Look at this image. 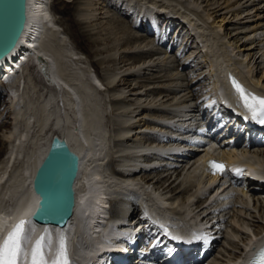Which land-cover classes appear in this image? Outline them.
Listing matches in <instances>:
<instances>
[{
  "label": "bare ground",
  "instance_id": "6f19581e",
  "mask_svg": "<svg viewBox=\"0 0 264 264\" xmlns=\"http://www.w3.org/2000/svg\"><path fill=\"white\" fill-rule=\"evenodd\" d=\"M76 1L77 0H73V3ZM106 1L109 3H115V8L117 7L116 9H118V12L123 16L124 12H121L120 10L124 9L125 6L121 7L120 2L124 3V0H103L102 2ZM129 1L136 3L135 0ZM238 1L240 2V5L244 2V6H247L242 12L246 10L249 12L251 7L258 8L256 12H259V15L262 16V18L258 21V25L255 26L256 28H259L254 31L257 32L262 30V33H264V2H255V0ZM148 3L154 5L152 0H149ZM28 7L29 23L22 39L23 43H21L5 61L0 62V85L3 84L8 86L9 90H11L8 92V96L11 95L12 108L14 109L13 126L9 133L6 132L5 143L4 140H0V146L2 143L4 146V149L0 152V236L5 235V232L11 228L19 218L30 216V212H33L30 211L28 206L30 198L34 195V176L39 165L46 156L55 136L65 138L70 144L71 149L79 155H83V158H86L87 160V163H84L85 160L82 161V164H84V171L81 173V176L76 183L77 207L69 229L72 235L75 234L73 236L75 239H72V242L74 243V241H76V236H79L78 240H80L76 245L77 251L75 252L77 255L74 252V254L79 257L76 259L74 255L76 260L75 264H83L80 259L85 261V264L93 263V261L96 263L98 259L90 256L94 254L96 248L100 247L106 249V254L97 264H106L105 261L107 255H109V251L111 252V256L118 257V259H126V257L131 254V252L124 249L121 243L117 240L121 237V230H113L100 224L101 232L98 231V234L100 233L101 235L97 236V233L95 232L96 228L99 227V224L96 225V223L101 219V215L108 211V203L111 200H113L110 202L111 205H114V202L116 204L113 206L114 212L137 211L143 212V214L147 213L150 219L155 220L159 224L162 223L163 226L167 227L160 229V227L155 225L150 228V231H152L151 234H153L154 231L159 232L160 230L159 235H154V237L161 238V241L168 238L167 236L164 238L162 237L163 233H165V229L171 232H177L175 229L168 228L171 224L170 221L183 223L184 226L192 225L195 229L200 227L205 228L210 225L209 233L216 228L215 226H219L222 228L217 233H223V228H226L230 216V213L227 214V212L231 210L233 206H235L234 208L238 207V204L235 203L238 196L243 197L242 202L246 206H251V204L254 203L253 208H255V210L258 209V214L260 213V216L263 218V188L260 189L259 192H252L247 186L249 185L248 181H246L245 183L242 182L243 186L231 187L229 189L226 188L227 190L224 189L222 192H220L222 189L220 188L221 186H219L218 191L216 192V188H212V186L219 179V176H212L210 171L206 168V162L211 158L217 157L226 160L229 167L247 166L249 167L250 173L257 171L258 175H260L257 179L264 181L262 178L264 174L261 175V173L264 172V162L260 159V157L264 158V144L257 147L255 146L254 148L256 152L253 155L250 153L251 151L247 150L245 147L239 149L232 148L229 151L225 150L224 152H221L220 150L215 149L214 145H211L208 149L196 154L194 158H192L194 164L191 165L187 162L186 164L181 165L182 170H180V167L176 166L174 161L169 162V160L160 157L155 159L158 162H155L154 160H143L145 153H149L152 150L160 151V149H163V153L170 150V148H167V145L156 144L157 141H154L153 143L146 141V144L145 139L152 138L151 136H148L149 134H147V131L160 130L164 134L171 133L172 136H177L179 132L176 129L179 125L181 127L189 125V121L187 120L192 114L182 113L183 119L178 121L175 120L178 116L174 115V113H178L182 109L195 105V95L198 92L196 91L195 93L193 87L199 86L201 81L197 79L196 75L190 80L188 78L190 71L196 72L204 67L203 65H200L203 63V60L200 58L198 59V57L194 58L202 62L198 64L199 69L193 65L196 61L194 59L189 61L185 60L183 57V63H180L179 60H176V62L174 61V64L172 61L168 62L171 64L167 69L174 67L177 69L176 71L183 72H176L177 75L180 74V78H176L177 75H175L176 73L173 71L171 74L172 80L169 82L170 84L167 82L169 85H161L166 88L164 87L165 89L163 88V91L160 90L159 96L157 95L154 99L162 98L161 95L165 94L164 97H167L165 103H169L171 100L174 101L179 97L181 98L182 96L180 95L183 93L184 96L179 99V104H177L178 109L168 108L165 103L160 106L154 105L145 107L143 97H146L149 92H146V94L143 95V89L151 87L152 84H159V79L163 77H161L162 75L160 76V74V77L156 75L154 77V74H152V77L148 76L149 73H147V71L149 69L141 71V68L156 61V59H162L163 57L160 56L161 54H164L165 56H163L165 58L170 55V53L159 52V48H156L158 49L156 50L153 46L150 50H144V52H140V54L137 52L136 55L129 57V55H131L129 52H132L135 47L141 48L143 45H146L147 47L153 45V40H149L145 35H140L137 33L138 31L133 34L127 33V37H123L124 40L118 42L119 44L117 43L118 45L116 44V47L113 46V48H109L105 46V48H103V46L101 48H94L98 43V37L95 39L94 34L91 32L96 29L91 32H88V30L85 31V29L83 30L82 22L80 23V20L76 17L78 16L82 18L85 16L84 20L80 19L84 22L85 19L86 21L91 22L97 18V14L86 13L88 10H83L81 13L78 8H69L67 5L59 8V11L68 10V12H71V15L67 18L70 19V24L67 25V30H69L72 36H75L74 39L78 43H85V45L79 49L80 51L86 52L89 55V58L95 55L99 58V55L101 57V55L114 50L117 53H122L118 58L119 66L116 65V69H104V58H102L103 61L92 60V62L95 63V67H93V65L91 66L87 64V61L85 62V60L89 58H84L81 52L72 48L70 41L67 38L68 36H65V30H62L60 26L57 25V21L52 17V10L49 9V0H29ZM133 8L135 9L134 12L132 11ZM133 8H131V6L125 7V9L129 10V13L124 15H129L131 17L130 19L129 16L123 17L125 19L122 21L120 19L121 17H119V19L115 17L112 19L113 23L111 22L110 26L113 25L114 27V25L118 24L117 26L121 27L119 29H123V31L126 28L130 31L131 28L134 29V31L137 30L133 24L134 19L136 17H141L140 14L145 12L144 9L146 6L142 7V5L137 2ZM261 8L263 11H260ZM131 11L133 13H131ZM147 12L151 14L149 10H147ZM160 13L167 15V13H163L161 9ZM238 13L240 12H237L236 17L238 16ZM156 16L157 15L155 14L154 17ZM97 24L96 26H98ZM113 30L114 29H112V31ZM112 31L109 32L112 33ZM124 32L127 31L125 30ZM176 38H180V34ZM98 39H100V37ZM189 40L186 42V46L191 48L193 43L190 44ZM199 44L198 47L202 46V44H200V46ZM248 49L249 48H245L244 50ZM199 50L202 52L203 48L200 47ZM116 52L114 55H116ZM132 54H134V51ZM39 55H42L43 57H40ZM255 55L256 56L251 57L253 62L250 61L254 63L256 69H258L262 61L258 63L257 54ZM170 56L172 57L173 55ZM246 56L248 57L250 54H247ZM16 57L17 59H15ZM113 57L114 58L109 59L108 62H117L115 56ZM18 58L20 59L19 61ZM231 63L232 64L228 65L230 68H226L227 65L224 66L223 64L220 65L221 67L218 66L219 69L223 70L222 74H224V79L223 81L221 80V83L223 85L222 87L226 89L227 92H229L230 87L228 76L231 73L237 75L239 78L241 77L247 85L252 86L253 88H260V91L264 92V84L262 85V82H264V71H252L250 76H247L248 78H246L241 69L238 68L239 65L243 66V64L240 62L235 64L233 61H231ZM84 65H89V68L83 70L85 67ZM29 66H31V68ZM101 67L103 68L102 71ZM149 67L152 68L150 69L151 71L158 67H161V69L165 68V66L162 68L159 64ZM95 69L100 71L97 72ZM105 73L108 75H105ZM119 76L123 77L118 80ZM105 81H107L106 84ZM196 81L197 83L193 86L192 83ZM219 83L220 82H218V84L216 83L215 89L219 90L221 88H218L221 84ZM96 84L98 86H96ZM161 84H163V82ZM132 86L133 88L131 91H133V93L130 92V95H135L137 102L135 101L133 104H128V101L126 102V98H128L126 97L128 92L127 89H130ZM118 87H122V90L116 89ZM87 90L91 92L89 95H87ZM152 93L154 94V92ZM171 95L174 96L170 97ZM218 98V100H220L219 102H222L223 98L219 96ZM113 99L115 102L111 101ZM111 103L114 104V106H118L117 108L120 109L119 111L114 110V112L116 111V114H118H115L118 118L112 114V111L109 115L107 113L108 108L111 110L113 109V106H110ZM105 106L106 108H104ZM163 118L171 119L173 121L174 124L170 126L171 131L167 132L164 130L167 127L163 126L162 122H169ZM112 119L114 124L116 122L120 125L117 137L120 142L126 143V145L117 151H114V148L112 147L113 133L111 134L110 132L113 131L108 128V124ZM244 120L248 122L247 119ZM160 121L161 124H158ZM171 123L172 122L169 124ZM1 127L2 126L0 125V132L2 131ZM132 138H136V141L133 140V142L128 145ZM198 138L200 137H195V139ZM141 141H144L145 144L138 143ZM115 156L120 157L123 160L121 163H116L112 168L111 162ZM157 164L164 166L159 170L155 168L152 169V166ZM171 165H173V168H171ZM116 168H119L121 172H116ZM236 169H238V167ZM197 173L201 176H197ZM226 181L225 178V182ZM256 186L257 184L253 182L250 187L252 189ZM237 189H241L242 193L238 192ZM248 193H251L250 201L248 200L249 197H247ZM221 195L224 196V199L227 198L229 202L224 204V199L221 200L218 198ZM244 195L248 199H246ZM244 208L246 207L241 208L239 212H244ZM249 209H245V212L248 213ZM196 211H198V213H196ZM202 211L203 213L207 212V214L200 217L199 213ZM174 212H178L176 215H179L180 218H173V215L171 214ZM195 213L197 216L194 215ZM247 213L246 215H249ZM192 215H194L195 220L190 217ZM168 217H172V219L169 218V220H167ZM189 217L191 219H188ZM220 218H222L221 221H219ZM187 220H189V222ZM198 221L199 223H197ZM235 223L238 222L235 221ZM243 223L242 224L245 225V227L248 225V227H250L249 229H251V224L247 222ZM152 224L153 222L151 225ZM35 225L36 233L40 234L44 226H39L38 224ZM241 225L238 224V226ZM257 227L259 230H255V234L252 235L254 236V239L252 240V237L250 238V241L252 242L250 244L245 243L246 246H244V249L245 247L247 249L244 250L240 248L241 252L239 254H234L231 259L228 258L230 259V262L228 261L229 264H245L249 259V255L253 254L254 247L259 246L264 242V227ZM50 229L52 230V236L55 238L52 237L53 247L55 248L54 245L57 243L56 232L62 229L55 226ZM125 232L124 235H129L128 237L131 240H135V233H130L131 231ZM201 233L205 232L202 231ZM236 233L238 236V233L241 232L240 230H237ZM111 235H113V239L104 240L106 236L109 237ZM217 242L218 240H216L214 244ZM85 243L90 244V248H85ZM53 247L48 252L49 259H53L55 256V251L53 255H51L54 249ZM230 256L232 255L230 254ZM87 257H90V259ZM197 257L198 255L191 260L194 261Z\"/></svg>",
  "mask_w": 264,
  "mask_h": 264
},
{
  "label": "rangeland",
  "instance_id": "374dc122",
  "mask_svg": "<svg viewBox=\"0 0 264 264\" xmlns=\"http://www.w3.org/2000/svg\"><path fill=\"white\" fill-rule=\"evenodd\" d=\"M51 1H53V2L51 3ZM102 1L103 0H92V1L91 0H77L76 2L73 3V0H49V5L51 4V8L49 7V9L52 10V17L55 20H57V22H56L57 25L60 26V28L62 30H65L64 31L65 36H68L67 38L69 39L72 48H75L76 51L81 52L82 56L86 59L89 58V55L86 52L80 51L81 47L84 46L85 43L84 42L78 43L74 39L75 36H72L70 34L69 30H67L68 29L67 25L70 24V19H67V18L71 15V12H68V10L59 11V8H62V7L67 5L69 8H73V7H76V9L78 8V10H80L81 13L83 12V10L84 11L88 10V12L86 11V13H91V14L96 13L97 14V18L91 22L86 21V19L84 22L83 20H84L85 16H83L82 18L78 17V16L76 17L78 20H80V23L82 22L83 30L85 29V31L88 30V32L89 31L91 32V31L96 29L95 31H93L91 33L94 34L95 39L97 37L98 38L100 37L101 40L97 38L98 43L94 46V48H101L103 46H104L103 48H105V46H107L109 48H113V46L116 47V44L118 42H121L122 40H124L125 36L127 37V35H128L127 33L133 34V33H136L138 31L137 33H139L140 35H144L141 31H139V30L134 31V29H132V28H131L132 32L130 30H128V28L124 29V31L125 30L127 31V32H124L123 29H121V30L119 29L121 27L117 26L118 24L114 25V27H113V25L110 26V23L111 22L113 23V20H112L113 18L116 17L117 19H119V17H121L120 19L123 21V19H125L123 17H128L125 15L129 13L128 12L129 10L125 9V8L120 10L121 12H124V14H125V15L123 14V16H122L118 12V10L115 8V5H116L115 3H109L108 1L102 2ZM121 1H123V0H121ZM135 1H136V3L138 2L139 4H141L142 7L143 6L152 7L153 10H155L156 12L160 13V9H161L163 11V13H167V15L173 14V16H175V17H182L183 19H185L188 22V26H190L193 30L196 31V33L199 36V39L201 41L200 44H202V46H200V44L195 41L196 43L194 42L193 46L191 47L192 50L188 53V55H185L184 58H185V60L190 61L191 58H195V57L197 58L198 57V59H199V57H200V59L203 60V63L206 65L203 64L204 67L201 68L202 71L197 70L198 72L196 71L197 73H195V75L197 76V79L199 81H201L200 85L202 84V87H204L203 83H205V81H207L206 83L209 85L208 87L210 89V92L213 93V95L215 93L219 94V90L215 89V87H216L215 85H216V83L218 84V82L221 83V80L223 81V79H224V74H222L223 70L218 68V66H220L222 64L224 66L227 65L226 68H230L228 65L232 64L231 61H233V63H235V64L239 63V62L242 63L243 66L239 65L238 68L241 69V71L243 72V74L246 78H248L250 76L252 71H254V72H256V71H258V72L262 71L263 72L264 71V40H263L264 39V33H262V30L261 31L259 30L257 32L254 31L255 29L259 28V27L256 28L255 26L258 25L257 24L258 21L262 18V16L259 15V12H256L258 9L257 7L256 8L251 7L249 9V12H248V10L242 12L243 10H245L247 8V6H244V4H243L244 2H242V4L240 5V2L238 0H152L154 2L153 3L154 5H151L150 3H148L149 0H147V1L146 0H135ZM123 2H124L123 4H125V3H128L129 0H124ZM86 5H87V7H86ZM251 9H252V11H251ZM110 10L111 11L113 10V11L111 12ZM237 12H240V13H238V16L236 17ZM114 13H116V14H114ZM106 14H107V16H106ZM112 15H115V16H112ZM80 18L83 20H81ZM87 23H90V24H87ZM96 24L98 26H96ZM101 24H103V25H101ZM86 26H87V28H86ZM104 27L105 28L109 27V28L105 29ZM244 27H246V28H244ZM90 29H92V30H90ZM112 29H114V30L112 31ZM109 31H112V33ZM128 31H130V32H128ZM119 33H121V34H119ZM186 37L187 38L189 37L188 40L191 38L190 36H186ZM237 37H238V39H237ZM148 38H149V40H152L150 37H148ZM192 38H194V35H192ZM116 40H118V41H116ZM262 40H263V43H262ZM107 44H109V45H107ZM198 44L200 47L203 48L202 52L199 50L200 47H198ZM111 45H112V47H111ZM153 46L154 45L147 47L146 45H143L141 48L135 47L132 50V52L128 51L129 54H131V55H129V57L132 55H136L137 52H139L138 54H140V52L142 53V52H144V50H146V51L150 50V48ZM92 47H93V45H92ZM156 48H158V47H155V49ZM245 48L246 49L249 48V49L244 50ZM156 50H158V49H156ZM133 51H134V54H132ZM115 52H116L115 50L111 51L107 54L101 55V57L99 55V58L97 57V55H95V56L85 60V62L87 61L86 62L87 64H89L91 66L93 65V67H95V63L92 62V60L103 61L102 58H104L105 59V63H104L105 65L103 64L104 69H110V68L116 69L117 66H119V59L118 58L120 57V55L122 53L116 52V55H114ZM247 54H250V56L247 57L246 56ZM255 54H257L258 63L260 61H262L259 65L258 69H256V65H254V63H252L253 59L251 57L256 56ZM163 55L164 54L160 55L163 57L162 59L161 58L156 59V61H153L152 63H149V64H147L141 68V71H145V69H149L147 71V73H149L148 76L152 77V74H154L153 75L154 77H155V75L158 77H160L162 75L161 77L164 78V79L163 78L159 79L160 80L159 84L158 83L152 84L151 87H149L147 89H143L144 90L143 95H145L146 92H149V94H150V96H149V94H147L146 97H143L144 98L143 103H145L144 104L145 107L146 106H154V105L160 106V105L164 104L167 101V99H166L167 97H164L165 94L161 95L162 98L164 97L163 100H162V98L154 99V97L156 98L157 95L159 96L160 90L163 91V88L165 86L163 87L161 85H164V84L169 85L170 84L169 82H170V80H172L171 74L173 71L175 73L176 72H179V73L183 72V71L182 72L176 71L177 69H175L174 67H170V69H167L168 66H170V64H171L168 62H170L171 59L174 58V56L171 57L170 55H168L167 57L164 58L165 55L164 56ZM113 56H115V58L117 59V62H114V61L108 62L109 59L114 58ZM156 57H159V56H156ZM86 63H84V64L87 65ZM166 63H168V64H166ZM258 63H257V65H258ZM157 64H159V66H162V68L165 66V68L161 69V67H158V68H154V70L151 71L150 69H152V68L149 66H155ZM89 65L85 66L83 68V70L88 69ZM171 66H173V65H171ZM29 67L31 68V66H29ZM171 68H172V70H171ZM102 69L103 68L101 67V71H102ZM96 71L99 72L100 70L99 71L96 70ZM187 73H188V71H187ZM159 74H160V76H159ZM163 74H164V76H163ZM203 74L208 75V78H207V76L201 78L200 76ZM105 75H108V74L105 73ZM175 75H177V73ZM195 75L193 74L192 71H190L189 76H191V78L189 77L188 79L189 80L192 79ZM121 77H123V76H119L118 80H120ZM176 78H180V74H178L176 76ZM162 82H163V84H161ZM106 83H107V81H105V84ZM263 84H264V82H262V85ZM0 86H2V85H0ZM4 86L1 87V91H0V125L2 126L1 127L2 131L0 132V140H4V143H5V140H6L5 136L7 135L6 132L9 133V131H10V129L14 123V115H13L14 109L12 108L11 95L8 96V92L11 90H9L8 86H5V87ZM221 86H223L222 83L218 86V88H220ZM136 87H138V86H136ZM121 88L122 87H118L116 89L122 90ZM132 88H133V86L130 89H127L128 92H127L126 97H128V98H126V102L128 101L127 102L128 104H133L136 101V99H135L136 96L130 95L131 93H133V91H131ZM7 89H8V92H7ZM118 90H117V92H118ZM216 90H217V92H216ZM155 91L158 93H156ZM152 92H154V94ZM113 95H114V93H113ZM227 95H228V93H227ZM172 96H174V95H171L170 97H172ZM180 96L183 97L184 94L181 93ZM217 96H219V95H217ZM111 98H112V96H111ZM181 98L179 97L178 99H176L174 101L171 100L172 102L170 101L169 103H165L166 107L172 108V109H175V108L178 109L177 104H179V99H181ZM114 99L111 101L115 102ZM110 106L111 107L113 106L112 107L113 109L111 110L110 108H108V110H107L108 115L110 114L111 111L113 112L112 114L115 115L116 111L120 110L119 108H117L118 106H114V104H112V103L110 104ZM104 108H106V106ZM114 110H116V111L114 112ZM117 113H119V112H117ZM136 114H138V113H136ZM116 115H118V114H116ZM116 115H115V117L118 118V116H116ZM163 119L167 120L169 123L172 122L171 124H173V121L171 119H167V118H163ZM113 122L114 121L112 119L110 122L111 125H110V123L108 124V126H109L108 128L111 131H113V132H110L111 134L113 133L112 147L114 148V151H117L118 149H121L124 145H126V143L120 142L119 138L117 137L120 125H118L116 122H115V124H116L115 125ZM133 140L136 141V138H132V140L128 143V145H130L133 142ZM146 141H147V139H145V142ZM145 142L141 141L138 143L145 144ZM3 149H4V146L2 143V145L0 146V152ZM160 151H164V150L160 149ZM250 151H251L250 153L252 155L256 152L255 149H252ZM0 157H1V155H0ZM252 158H254V157H252ZM255 159L258 160L257 158H255ZM260 159L264 162V158L260 157ZM118 160H120V161H118ZM122 160H123L122 158L115 156L113 161L111 162L112 168L116 163L117 164L121 163ZM180 170H182V167H180ZM197 176L200 177L201 175L197 173ZM217 191H218V189L216 190V192ZM237 191L242 193L241 189H237ZM248 195H250V196H248ZM248 195H247V197H249V199L247 197H245V195H244V197L250 201L251 193H248ZM218 198L223 200L224 196L221 195ZM242 198L243 197L238 196L237 201H235V203L238 204V207L234 208L235 206H233V208H231V210H229L227 212V214L230 213L229 214L230 216L228 218V223H227L226 228H223L222 238H220L218 244L215 247H213L210 257L206 261H204V264H221V263L222 264H229L231 257H233L234 254H239L241 252L240 248L244 249V246H246L245 243L250 244L252 242V241H250V238L252 237L251 239L252 240L254 239V236H252V235L255 234V230H257V231L259 230L257 226L264 227V216L262 218L260 216V213L258 214V209L255 210V208H253L254 203H252L251 206L244 205L242 202L243 201ZM262 199H264V197ZM227 202H229V200L227 198L224 199V204ZM263 204H264V202H263ZM243 207H246V208H244V212H239V210H241V208H243ZM247 207H249L250 209ZM245 209L246 210L249 209L248 213L245 212ZM205 210H207V209H205ZM208 210H211V209H208ZM135 212H137V211H135ZM177 213L178 212H174L173 214H171V215H173L172 217H177V219L180 218L179 215H176ZM196 213H198V211H196ZM196 213L194 214L195 216H197ZM246 213L249 215H246ZM199 214H200V217H202L204 214H207V212L203 213V211H202ZM194 215H192L190 217L194 219ZM251 215H252V217H251ZM190 217L188 219H191ZM254 217H257V218H254ZM169 218L172 219L171 217H168L167 220H169ZM234 220L238 223H235ZM187 221L189 222V220H187ZM194 222H193V225H194ZM243 222H247V223L251 224L252 225L251 229H249L250 227H248V225L245 227V225H243L244 224ZM197 223H199V221ZM238 224H240V225L242 224V225L238 226ZM235 228H236V230H235ZM237 230H240V232H241V233H238V236L236 235ZM247 241H249V242H247ZM245 249H247V248L245 247ZM230 254L232 256H230ZM228 258H230V259H228Z\"/></svg>",
  "mask_w": 264,
  "mask_h": 264
},
{
  "label": "water",
  "instance_id": "95a60500",
  "mask_svg": "<svg viewBox=\"0 0 264 264\" xmlns=\"http://www.w3.org/2000/svg\"><path fill=\"white\" fill-rule=\"evenodd\" d=\"M29 0H0V62L5 61L22 43L29 23ZM84 171L80 155L65 138L54 137L33 180L34 195L29 209L41 215L40 224L66 226L77 207L76 183Z\"/></svg>",
  "mask_w": 264,
  "mask_h": 264
},
{
  "label": "snow or ice",
  "instance_id": "6c2138e0",
  "mask_svg": "<svg viewBox=\"0 0 264 264\" xmlns=\"http://www.w3.org/2000/svg\"><path fill=\"white\" fill-rule=\"evenodd\" d=\"M231 83L242 101V106L249 113V117L247 118L264 124V97L247 92L235 79H231ZM209 170L213 174H224L226 166L220 162L209 161ZM235 171L237 173L240 172L239 169ZM44 211H47L46 207L31 216L19 218L7 230L6 235L0 236V264H71L67 247V235L63 231L56 232V252L51 261L47 257V253L52 247V230L50 228L44 227L40 235L32 243L31 249L27 248V245L32 242V237L36 233L33 217L41 215ZM164 232L165 235H170L167 229ZM172 239L182 240L183 238L173 236ZM203 240L202 234L192 232L186 242L193 243ZM252 264H264V249H261L259 259L253 260Z\"/></svg>",
  "mask_w": 264,
  "mask_h": 264
}]
</instances>
